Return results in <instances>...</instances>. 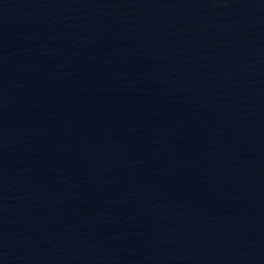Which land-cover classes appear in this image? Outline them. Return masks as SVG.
I'll return each mask as SVG.
<instances>
[{
    "label": "water",
    "instance_id": "water-1",
    "mask_svg": "<svg viewBox=\"0 0 264 264\" xmlns=\"http://www.w3.org/2000/svg\"><path fill=\"white\" fill-rule=\"evenodd\" d=\"M0 264H264V0H0Z\"/></svg>",
    "mask_w": 264,
    "mask_h": 264
}]
</instances>
